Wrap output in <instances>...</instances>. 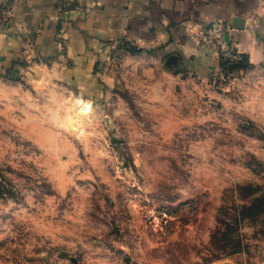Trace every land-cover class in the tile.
Masks as SVG:
<instances>
[{
  "label": "rangeland",
  "instance_id": "obj_1",
  "mask_svg": "<svg viewBox=\"0 0 264 264\" xmlns=\"http://www.w3.org/2000/svg\"><path fill=\"white\" fill-rule=\"evenodd\" d=\"M212 17L189 42L240 59ZM115 44L97 104L63 50L0 72V264H264V74L221 71L210 97L173 85L171 53Z\"/></svg>",
  "mask_w": 264,
  "mask_h": 264
},
{
  "label": "crops",
  "instance_id": "obj_2",
  "mask_svg": "<svg viewBox=\"0 0 264 264\" xmlns=\"http://www.w3.org/2000/svg\"><path fill=\"white\" fill-rule=\"evenodd\" d=\"M212 15L232 27L225 42L250 64L231 73L229 86L246 87L252 75L264 74V0H0V72L16 70L17 60L28 54L63 50L72 64L55 66L76 86L83 102L97 104L109 82L110 72L101 78L109 51L126 40L160 57L171 53L173 85L215 97L219 52L212 46L194 47L185 31L189 19L200 23ZM227 89L221 88L224 93Z\"/></svg>",
  "mask_w": 264,
  "mask_h": 264
},
{
  "label": "built area",
  "instance_id": "obj_3",
  "mask_svg": "<svg viewBox=\"0 0 264 264\" xmlns=\"http://www.w3.org/2000/svg\"><path fill=\"white\" fill-rule=\"evenodd\" d=\"M209 30L207 31V36L205 37L207 41H211V39H216L221 36V33H223V30L226 28L230 29L228 24L225 23V21L221 17H212L208 21ZM63 42L60 39L58 41V46L60 49L62 48Z\"/></svg>",
  "mask_w": 264,
  "mask_h": 264
},
{
  "label": "trees",
  "instance_id": "obj_4",
  "mask_svg": "<svg viewBox=\"0 0 264 264\" xmlns=\"http://www.w3.org/2000/svg\"><path fill=\"white\" fill-rule=\"evenodd\" d=\"M130 51L133 49H129ZM134 51V50H133ZM138 51V50H137ZM240 59L230 60L220 58V68L223 73H232L235 70H246L250 68V64L245 55H240Z\"/></svg>",
  "mask_w": 264,
  "mask_h": 264
}]
</instances>
